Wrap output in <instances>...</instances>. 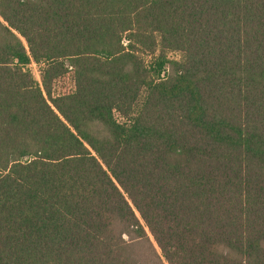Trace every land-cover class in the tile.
<instances>
[{
    "label": "trees",
    "instance_id": "1",
    "mask_svg": "<svg viewBox=\"0 0 264 264\" xmlns=\"http://www.w3.org/2000/svg\"><path fill=\"white\" fill-rule=\"evenodd\" d=\"M0 264H264V0H0Z\"/></svg>",
    "mask_w": 264,
    "mask_h": 264
},
{
    "label": "rangeland",
    "instance_id": "2",
    "mask_svg": "<svg viewBox=\"0 0 264 264\" xmlns=\"http://www.w3.org/2000/svg\"><path fill=\"white\" fill-rule=\"evenodd\" d=\"M172 56L175 57V58H178V54H174ZM31 70H32L34 76L38 80H40V73H39L40 67L38 65H36V64H32L31 65ZM70 86L71 85H70V82L69 81H63L60 84L58 83L57 89L58 90H67Z\"/></svg>",
    "mask_w": 264,
    "mask_h": 264
}]
</instances>
